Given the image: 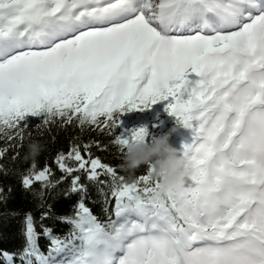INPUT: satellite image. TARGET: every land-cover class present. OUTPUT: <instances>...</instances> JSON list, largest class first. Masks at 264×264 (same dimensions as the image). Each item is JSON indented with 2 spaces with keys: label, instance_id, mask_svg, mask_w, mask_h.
Instances as JSON below:
<instances>
[{
  "label": "snow or ice",
  "instance_id": "obj_1",
  "mask_svg": "<svg viewBox=\"0 0 264 264\" xmlns=\"http://www.w3.org/2000/svg\"><path fill=\"white\" fill-rule=\"evenodd\" d=\"M162 102L190 132L179 151L194 168L184 189L193 214L155 198L151 166L127 183L91 145L87 158L73 145L55 158L62 180L84 172L109 189L112 211L98 219L74 176L69 192L81 199L60 218L70 232L38 233L26 214L19 264H264V0H0V133L20 136L26 116L43 115L114 134L123 114ZM147 136L140 128L113 143L123 151ZM35 169L26 190L62 182L47 164Z\"/></svg>",
  "mask_w": 264,
  "mask_h": 264
},
{
  "label": "trees",
  "instance_id": "obj_2",
  "mask_svg": "<svg viewBox=\"0 0 264 264\" xmlns=\"http://www.w3.org/2000/svg\"><path fill=\"white\" fill-rule=\"evenodd\" d=\"M166 103L154 105L145 111L123 114L114 134H109L108 129L100 131L88 125L81 127L75 119L71 124H65L59 118L45 124L43 115L26 116L21 122V127L25 129L20 136H17L15 131L0 133V149H7L0 158V253L14 254V264H19L18 254L26 244L25 217L29 213L34 219L38 233H42V226H46L52 229L55 236H67L71 225L62 222L60 218L72 217L74 206L81 199V193L69 192L71 180L76 175L80 176L79 183L87 189L83 202L98 219L106 221L108 217L103 209L108 207L111 213L114 206V201L108 204L105 200L104 194L109 193V189L99 182L89 181L84 172H74L72 176L62 180L65 174L57 167L55 158L59 153L67 154L73 145L79 146L81 154L87 158L84 145H91L88 151L92 158H99L104 164L114 167L127 183H132L146 172L147 166H141L132 172L123 170L120 166L126 149L123 151L118 149L113 143L114 135H123L124 138L130 139L134 130L145 128L148 132L146 142L151 143L152 140L171 133L169 143L178 150L190 140L189 130L178 126L175 118L165 111ZM172 129H175V132H172ZM9 135L15 138L9 139ZM33 141H39L44 145V151L36 159L35 170H41L47 164L51 169V181L62 182L56 183L55 186L49 184L47 188H42L40 183H35L29 190L23 187L22 177L28 174L33 164L32 160H25L28 144ZM66 163L75 166V162ZM108 179L107 176L100 177V181ZM108 199H111L110 195ZM42 213H47L49 218L41 222ZM38 243L41 250L47 254L50 240L41 235ZM0 264L8 262L0 256Z\"/></svg>",
  "mask_w": 264,
  "mask_h": 264
},
{
  "label": "clouds",
  "instance_id": "obj_3",
  "mask_svg": "<svg viewBox=\"0 0 264 264\" xmlns=\"http://www.w3.org/2000/svg\"><path fill=\"white\" fill-rule=\"evenodd\" d=\"M175 132V129H172ZM171 133L147 143L136 140L126 145V152L121 168L134 171L141 166H151L152 178L159 182L155 198L163 201L164 198L175 199L180 202L178 214L191 216L194 210L188 204L185 186L194 173L192 165L182 157L181 152L169 143ZM44 151V145L39 141L28 144L25 160H32L35 164L37 157Z\"/></svg>",
  "mask_w": 264,
  "mask_h": 264
},
{
  "label": "rangeland",
  "instance_id": "obj_4",
  "mask_svg": "<svg viewBox=\"0 0 264 264\" xmlns=\"http://www.w3.org/2000/svg\"><path fill=\"white\" fill-rule=\"evenodd\" d=\"M188 79H189L190 81L195 82V81L198 80L199 78L196 77L194 74H191V75L188 76Z\"/></svg>",
  "mask_w": 264,
  "mask_h": 264
}]
</instances>
